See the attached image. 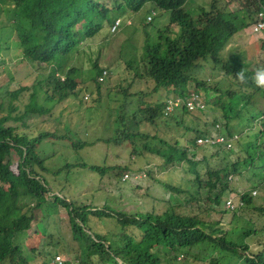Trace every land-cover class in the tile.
<instances>
[{
	"label": "rangeland",
	"instance_id": "1",
	"mask_svg": "<svg viewBox=\"0 0 264 264\" xmlns=\"http://www.w3.org/2000/svg\"><path fill=\"white\" fill-rule=\"evenodd\" d=\"M211 1L191 0L185 6V11L196 19L200 14L198 9L200 10L202 6L207 8V4ZM228 1L229 5H227ZM221 4L232 12L240 9L238 0H225ZM147 7L155 13L153 23L146 27L148 33L140 34L146 29L142 26V19L148 13L146 9L131 20V26L125 25L127 19L119 23L121 31L116 35L108 34L103 30L95 37L87 38V41L81 42L69 54L70 65L66 70L72 71L70 79L75 83L73 94L61 103L52 105L47 114H35L28 118L26 126L20 121L11 124L35 138L44 133L49 134L48 138L37 147L36 152L46 167V170L36 168L50 187L49 201H53L54 196L58 195L68 202L91 207L93 210L110 207L125 212L126 215H134L137 212L162 214L172 207L179 215H196L199 219L223 228L224 232L228 231L233 226L232 214L210 212L207 206L195 207L197 202L189 200L190 195L199 196L200 182L208 180V172L212 169L208 168V163L213 164L220 159V154L224 151L222 145L210 149L206 154L209 155L207 160L203 159L206 150L204 154L198 151L194 158L199 162L195 165V170H192L188 160L182 161V165L165 164L162 157L144 149V140L137 142L138 152H135L134 145L130 141H115L122 131L119 123V106L126 97L125 93L127 96L137 93L147 94L154 86L152 81L145 79L148 74V66H145L148 57L143 51L146 38L148 36L153 44L156 43L160 35L157 29H161L162 32L167 22L169 24V12L164 11L161 14L152 6ZM0 21H3L0 23V48H2L0 58L5 59L4 64L0 66V117L8 114L11 99L8 93L22 88L24 90L15 101L17 111L13 112L14 116L20 115L30 103L34 86L38 88L36 90L42 99L41 104L49 106L46 99L53 97L57 100L60 94L55 89V84L48 79L50 70L32 69L13 44L14 38L9 37L7 30H2L9 21V15L3 10L0 11ZM105 27L108 29L107 24ZM178 30L177 26H173L172 31L167 34L164 30L163 38L175 39V31ZM108 31L110 32V29ZM126 41L130 44L135 42L137 45L130 47L125 43ZM261 44V39L248 35L246 29L245 32H240L228 40L222 53V57L227 59L225 62L219 59L199 62L200 68L198 69L197 66L193 73L197 75L199 81H202L203 77L210 90L196 89L195 81L189 84L191 85L189 88L207 99L208 111L183 115L178 110L166 118L167 122L160 119L154 125L146 120L145 112H139L134 119L132 112L137 110V107L145 108L167 99L166 91L162 90L159 95L145 97L144 102L131 101L124 112L127 120L134 121V124L138 121L142 122L141 127L137 128L138 131L142 130L151 138L159 136L172 145L175 144L177 137H182L187 142L195 138L196 135L192 131L188 132V128L196 127L203 133L213 131L215 120L221 117L222 112L213 105L212 100L219 94L217 91L227 92L226 90L234 89L244 83L245 80L238 79L239 71L243 70L245 76L250 77L257 67H264ZM230 53L240 54L241 57L235 60L229 57ZM228 67L232 70L229 71ZM99 70H104L106 73L103 72L100 76ZM56 73L58 72L55 70L54 74ZM99 76L100 79L105 78V80L99 82ZM95 80L98 81L99 89ZM174 95L170 93L171 97ZM253 98L256 107L264 109V98L259 94ZM226 99L227 96L223 100ZM173 100L174 98H171L170 101ZM100 105L105 107L104 113L99 111ZM217 123L223 126L221 122ZM133 130L132 128L131 131ZM187 148L190 150L192 146L187 143ZM216 154V158H212ZM188 157L191 158L193 155L189 154ZM14 159L16 161V156ZM96 166L100 169H95ZM233 187L232 191L238 196L248 190L240 180L235 181ZM261 203L264 206V200ZM179 204L182 205L181 208L178 207ZM47 217L37 210L32 231L17 235L14 239L16 245L26 246L27 251H35V257L30 264L43 262L56 264L58 256L61 257V261L68 259L76 264H89L86 246L84 242L77 241L72 236L69 217L64 208L58 207L49 219ZM250 217L253 221L262 223L256 211H251L247 215L248 220ZM91 225L94 232L108 240L106 242L109 246L122 245L125 235L132 234L130 228L118 222V218L95 217L91 219ZM236 227L237 232L227 238L238 245H243L244 236L238 225ZM43 231L44 234H41ZM134 233L133 237L138 241L142 233L139 230ZM254 243L251 244V248L256 250L258 243ZM196 251L202 254L206 249L202 246ZM188 261L181 257L180 264H186ZM10 264L21 263L14 258Z\"/></svg>",
	"mask_w": 264,
	"mask_h": 264
},
{
	"label": "trees",
	"instance_id": "2",
	"mask_svg": "<svg viewBox=\"0 0 264 264\" xmlns=\"http://www.w3.org/2000/svg\"><path fill=\"white\" fill-rule=\"evenodd\" d=\"M188 1L0 0V11L3 10L9 15L7 26L2 30H7L9 37L14 38L13 44L32 69L50 70L48 79L55 84V89L60 92L57 100L48 97L46 100L49 102L46 101V103L49 106H46L41 104L42 99L36 90L38 88L34 86L30 103L18 116L13 115V112L17 111L15 101L19 99V94L24 88L8 93L11 97L8 114L0 117V264H10L14 258L21 264H30L35 257V251H27L26 246L16 245L14 239L17 235L32 231L37 210H40L49 219L60 206L64 208L69 217L72 236L77 241L84 242L89 264H120L118 260H121L123 264H173L179 254H192L201 245L206 246L210 254L218 253L217 257L211 258L212 264H242V254L239 251L247 250L251 241L258 240V236L264 234V231L259 232L253 226L248 225L245 228L243 240L245 244L240 246L236 242L226 239L225 236L217 238L216 235L221 234V231L215 224L202 222L197 217L180 216L172 210L160 216L138 212L134 215H126L125 212L110 207L93 210L91 207L68 202L58 195L54 196L53 201H49L50 187L45 177L36 168L46 170L44 161L38 157L36 152L37 147L48 138L49 134L44 133L35 138L27 135L18 126L11 124L14 121H20L23 126H26L28 118L35 114H47L52 105L61 103L73 94L75 83L70 79L72 71L66 70L70 65L71 50L73 51L81 42L87 41V38L95 37L103 30L112 34L108 30L118 18L127 19V21L134 20L137 15L148 9L147 6H152L153 9L170 12L171 24H178L180 27H178V31H175V39L172 37L163 38V35L172 31L169 26L163 28L162 32L160 30V35L154 44L147 36L144 44L145 50H143L148 57L145 61V66H148V74L145 79L153 82V89L147 94L137 93L127 96L125 93L126 97L119 106V123L122 131L118 140L115 141H130L136 152L137 142L148 137L142 130L141 132L137 130L141 127L142 122L138 121L137 124H134V121L127 120L124 112L129 103L131 101L144 102L145 97L159 95L162 90L166 91V97H169L170 93H174L186 98V95L188 96L193 90L189 88L191 87L189 84L194 81L196 89L207 90V83L203 77L202 81H199L197 75L193 73L194 69L200 61L222 59L219 51L228 39L243 32L244 28L253 22L256 11L264 8V0H240L241 8L232 12L221 4L225 0H212L207 4V8L200 7L201 12L195 19L184 9V5ZM6 3H9L8 7ZM227 5H229V1ZM150 11L147 10V16L150 15ZM2 22L0 21V23ZM105 24L108 25V29ZM150 24V21H146L144 28ZM164 30H166L165 34H163ZM143 32L140 34L148 33L147 28L143 29ZM160 40L162 41L159 42ZM125 43L130 47L137 45L135 42L134 44H130L128 41ZM4 61V58H0V66L4 64ZM55 70L58 75L54 74ZM100 72L99 70L98 75ZM26 75L28 76L29 72ZM95 81L97 84L98 81ZM96 87L99 89V85ZM171 87L174 89L170 90ZM250 88L260 89L253 85L250 79H247L244 88L226 90L227 92L220 91L218 98L214 101L217 106L221 107L224 119L228 120L230 135L239 130L243 131L247 121L250 118L253 121L255 116L260 114L250 100ZM226 96L227 99L223 101L222 98ZM162 103L150 104L145 108L137 107V110L132 112L133 118L135 119L139 112H145L146 120L152 125L160 119L167 122ZM99 111L104 113L106 109L100 105ZM257 111L258 113H256ZM187 112L185 109L182 114H189ZM132 128L133 131H131ZM187 131L189 132L190 129L188 128ZM195 134L196 137L203 135L198 129L195 130ZM154 140L160 147L153 145L151 141ZM150 142L151 146L146 144L144 146L152 153L162 157L165 164H180L181 161L188 160L195 165L187 158V144L182 137L176 138L174 145L160 137H154L150 139ZM249 142L247 139L243 143L247 154L250 150L247 146ZM263 143L264 140L261 146ZM245 146L247 147L245 148ZM197 150L190 152L195 154ZM221 163L222 169L212 168L211 172H208V180L200 182L201 198L220 205L219 192L225 190L227 177L242 168L241 165H237L226 169L229 164L225 161H221ZM244 165L247 166L248 162L246 161ZM67 167H70L69 164ZM94 168L100 169L97 166ZM242 198L245 203H248L247 196ZM191 201L198 202L195 207L201 208V202L193 195H191ZM233 215L235 217L237 213H233ZM262 215L264 218V211H262ZM95 217L118 218V222L122 226L130 228L132 234L125 235L122 245L109 246L106 242L108 240L92 229L91 219ZM211 225L216 227L215 231ZM136 230L142 233L138 241L133 237ZM41 234H44V231ZM162 254H164L163 257ZM193 258L195 257L193 256ZM190 261L197 262L196 260ZM190 261L186 264H193ZM205 261L210 264L208 259ZM42 264L47 263L43 262ZM63 264L76 263H73V260L65 259ZM175 264L179 263L175 262ZM254 264H264V247L258 257V262H254Z\"/></svg>",
	"mask_w": 264,
	"mask_h": 264
},
{
	"label": "clouds",
	"instance_id": "3",
	"mask_svg": "<svg viewBox=\"0 0 264 264\" xmlns=\"http://www.w3.org/2000/svg\"><path fill=\"white\" fill-rule=\"evenodd\" d=\"M190 1L191 0H189L188 3ZM238 1H240V0H238ZM254 1H259V0H254ZM6 5L8 7L9 3H6ZM186 5H184V9H185ZM201 6H202V4H201ZM239 7L241 8V3H240ZM157 10H159V9H157ZM198 11H200V10L198 9ZM159 13L162 14V13H164V11L159 10ZM154 16H155V13L154 12L152 13V11H150V15L149 16L146 15L144 17V19H142V26L143 27L145 26L146 21H150L151 23H153V17ZM131 20H133V19H129L128 21L126 20L125 25H127V26L132 25ZM123 21L124 20L122 18H118L115 21V24L110 27V32L112 34L116 35V33L121 30L119 27V23H121V22L123 23ZM249 24L250 25H248L246 28H244L243 32H245V30L248 29V35L255 36V37L261 39V41H262L261 48L263 49V55H264V8L258 9L256 11L253 22H250ZM167 26H169L171 28H173V26L180 27L178 24H171L170 19H169V24L167 22ZM114 27H115V29H113ZM157 30L160 31L161 29L158 28ZM227 42L225 43V45L227 44ZM225 45L219 51L221 56H222V53H224V51H225ZM21 55H22V53H21ZM229 57H231L235 60H239V57H241V55L236 54V53H230ZM22 58H23V56H22ZM217 59L221 60L222 62H225L227 60L224 57H222V59L221 58H217ZM217 59H211V60L214 61ZM228 70L231 71L232 68L228 67ZM103 72H104V70L101 71L100 76ZM105 73L106 72H104V74ZM100 76L98 77V81L103 82L105 80V78L100 79ZM237 76H238V79L245 80V81L242 85H238L234 89H230V90H240V89L244 88L246 85V80L250 79V81L253 85L260 88L258 90L254 89V88L249 89V91H251L250 100H252L253 104L256 106L257 104L255 103L253 97L256 94H259L260 96H262L264 98V67H257L255 69V71L251 74L250 77H246L243 70L239 71L237 73ZM62 80H64V79L62 78ZM217 92L220 93V91H217ZM218 95L216 96L215 99L218 98ZM171 98H174V100L170 101ZM215 99L212 100L213 105H215V107H218L221 109V107L217 106L216 102H214ZM223 99H225V97L222 98V100ZM190 103H192V106L190 105ZM207 103H208V101L203 95H200L198 92H194V91H191L188 96L186 95V98H183V97L178 96V95H174L173 97L167 96V99L165 101H163V103H162L163 108H164V117L166 119L167 117L173 115L178 110H180L182 113V111H184L185 109L188 111L187 113H189V114L194 113V112H206V111H208ZM256 108L258 109L260 114L255 116L256 118L253 121H251L252 118H250L247 121V124L244 127L243 131L239 130L237 132H233L230 135L228 133V120L224 119L223 112L221 109V112H222L221 117L217 118L215 120V125H214L215 127H214L213 131L203 133V131L194 127V128H192V130L190 129V131H192L195 134V130L198 129L200 132L203 133V135L197 136V137L195 136V138L188 140V142L185 141L186 144L188 143L189 145L192 146V149H190V150L186 146V150L188 151V156H189V154H191L190 151H195L198 148L197 152L201 151L203 154H204V151L206 150L205 155L203 157L204 160H207V157L209 155H206V154H208L210 152V149H213L214 147L216 148V147L221 146V145L223 146L224 151L222 152V154H220V159L215 161V163H213V164L208 163L209 169L210 168L222 169L223 166H222L221 161H225L229 164V166L226 169H231L237 165L242 166V168L239 169L237 171V173L230 174L227 177V181H226L227 186L224 187L225 190H223V191L220 190V192H219L221 205L216 204L214 202L210 203L206 199H202L200 196L201 190H200L199 196L193 195L194 197L197 198L198 201L201 202V208H203L204 206H207L210 209V212L216 211L218 213L225 212V214H232L233 226L230 229H228V231H225V232H224L223 228H220L217 226V228L223 234V235L222 234H219V235L215 234L217 238H218V236L219 237L225 236L226 239H228L227 237H229L232 233L234 234L237 232L238 228L236 227V225H238L240 232L243 234L244 238H245V228L248 225L253 226L255 228V230H257L259 232L264 231V223H263L264 218L262 215V211H264V206L261 203L262 200H264V143L261 146V144L264 140V109H259L258 107H256ZM258 111L256 113H258ZM217 122H221V123L223 122L222 123L223 126H221ZM147 137H148L147 139L141 140V141L144 140V142H143L144 149L148 150V148H146L144 145L146 144L148 146H151V142L153 143V145L155 147H160L156 144L155 140L150 142V139H152L154 137L151 138L148 135H147ZM155 137H159V136H155ZM177 138H179V137H177ZM247 139L250 141L249 144L247 145L250 149L249 153H248L249 156L246 153L245 149L243 148V143ZM175 141H176V139H175ZM250 143H251V145H250ZM247 146H245V148ZM138 149H139V147L137 145V151L136 152L139 151ZM148 151L151 152V150H148ZM196 153L192 154L193 157H191V158L187 157L189 160L193 161V163L195 165H197V163L199 162L194 158ZM216 156H217V154L215 156H213L212 158H216ZM183 161H185V160H183ZM246 161L248 162L247 166L244 165V163ZM171 164H176V163H171ZM168 165H170V164H168ZM176 165H182V163L176 164ZM195 165L191 164L192 170H195V168H196ZM211 170H210V172H211ZM237 180L243 181L244 184L248 187V190L241 193L240 196H238L237 194H235L232 191L234 189L233 183ZM218 185H219V182H218ZM172 190L174 191L175 189H172ZM180 192H183V191H180ZM243 196H247L248 203L247 202L245 203L243 201V198H242ZM189 200L191 201V195L189 196ZM224 206H225V208H224ZM178 207L181 208L182 205L179 204ZM196 207H198V206H196ZM170 210L174 211V213L179 215L175 211V208H172V207L170 209L166 210L164 213H166L167 211H170ZM226 210H228L227 211L228 213L226 212ZM251 211H256L258 213L259 219L262 220L261 224L253 221L251 217L249 220L247 219V215H249V213ZM164 213L154 214V215L160 216V215H163ZM233 213H237V215L234 217ZM141 214H144V213H141ZM146 214H153V213L150 212V213H146ZM180 216H182V215H180ZM185 217H197V216L196 215H185ZM199 220H201L202 222H205L202 219H199ZM211 226L213 227V229L215 231L216 227L213 225H211ZM258 237H259V239L257 238L258 240H254V241H251L249 243L247 250H240L239 251L242 254V257H241L242 258L241 259L242 264H254V262L255 263L258 262V257L263 252L264 234H262L261 236H258ZM228 240H230V239H228ZM254 242L258 243L257 244L258 247L256 250H253L251 248V244H255ZM244 244L245 243H243V245ZM243 245H240V246H243ZM202 246L203 245H201L199 247H202ZM199 247H197V249H195L192 252V254H188V253L187 254H184V253L179 254L177 257V260L174 261L173 264H175V262H178L180 264L181 257H184V260H189V261L190 260H196L197 262L190 261V262L196 263V264H209L207 261H205L206 259H208L210 261V264H212L211 258L213 256L217 257L218 253L210 254L209 249L206 246H204L206 251H204L202 254H199V252L196 251L199 249ZM163 256H164V254H162V257ZM193 256L196 259L193 258ZM56 260L60 261V262L56 261V264H63L64 263V261H61V257H59V256L56 257ZM118 261L120 264H123L121 260H118ZM246 261H248V262L246 263Z\"/></svg>",
	"mask_w": 264,
	"mask_h": 264
},
{
	"label": "built area",
	"instance_id": "4",
	"mask_svg": "<svg viewBox=\"0 0 264 264\" xmlns=\"http://www.w3.org/2000/svg\"><path fill=\"white\" fill-rule=\"evenodd\" d=\"M113 29H115V27ZM190 105L192 106V103H190Z\"/></svg>",
	"mask_w": 264,
	"mask_h": 264
}]
</instances>
